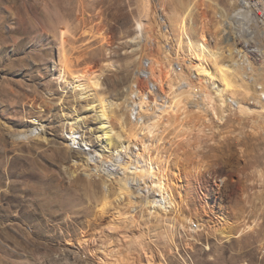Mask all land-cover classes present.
I'll list each match as a JSON object with an SVG mask.
<instances>
[{
  "label": "rangeland",
  "instance_id": "rangeland-1",
  "mask_svg": "<svg viewBox=\"0 0 264 264\" xmlns=\"http://www.w3.org/2000/svg\"><path fill=\"white\" fill-rule=\"evenodd\" d=\"M191 1V28L184 37L176 27V15L179 2L187 5ZM143 2L0 0V264H264V176L259 178L255 172L264 173V153L262 145L249 137L246 125L241 129L245 142L230 137V130L241 132L233 122L235 106L225 107L214 145L202 133L197 137L195 130L180 137L165 126V144L160 142L149 152L153 162L162 155L159 170L177 204L169 214L176 220L174 228L171 224L161 227L149 212H144L142 222V213H136L132 220L138 221L136 228L117 224L118 211L125 218L133 209L126 203L134 195L118 198L117 169L112 179L105 176L107 170H92L95 165L90 162L100 153L96 137L101 133L88 104L98 96L117 103L109 125L126 138L121 130L126 129L130 88L147 86L145 75L137 71L155 46L140 37L139 21L146 22ZM152 3L154 15L148 17L150 25L144 30L166 46L171 57L189 59L186 38L196 44L201 33L206 35L205 48L212 52L239 37L233 28L232 35L217 41V13L227 8L225 0ZM244 38L248 37H241L237 47L258 71L262 57L257 45L254 41L245 44ZM254 40L259 43L260 39L256 36ZM205 54L195 64L212 73L213 62ZM160 69L155 76L160 74L165 82L154 88L149 85V89L165 96L178 93L166 83L174 75H169L164 64ZM192 73L191 80L200 83L194 78L195 69ZM95 75L99 88L86 91ZM77 84L80 87L74 89ZM80 88L85 91L83 97L78 94ZM188 111L192 109L187 106ZM120 114H124L122 120ZM77 119L81 127L75 124ZM31 126L37 131L27 138L11 137ZM77 129L71 134L72 142L69 133ZM210 132L207 128L204 133ZM197 138L203 150L195 149ZM81 139L87 146L80 148L76 142ZM104 197L109 207L102 215L99 207ZM182 217L190 220L183 227ZM243 221L259 226L236 236Z\"/></svg>",
  "mask_w": 264,
  "mask_h": 264
},
{
  "label": "bare ground",
  "instance_id": "bare-ground-1",
  "mask_svg": "<svg viewBox=\"0 0 264 264\" xmlns=\"http://www.w3.org/2000/svg\"><path fill=\"white\" fill-rule=\"evenodd\" d=\"M6 1L12 2V0ZM161 1L165 3L175 2L177 0ZM225 1L227 3V8H220L223 11L217 13L219 15L220 21L218 20L219 23L215 27L214 31H216V34H220L218 35L217 41L221 42L223 36L227 34L232 35V31L237 28V31H235L236 35L238 33L239 36L236 38L237 41H233L232 44L226 45L224 47H217L219 50L212 52L205 48L206 35L204 36L203 33H201L199 36V42L196 44H193L188 38H186V47L189 53V59L186 60L184 57L183 59L181 58V60L178 56L171 57L170 54L166 52L167 50H165L166 46H160L157 41L152 40L151 36L147 35V31H145L144 28L145 25H150L148 23L150 22L148 17L151 16L153 18L154 12L152 9L155 8V3H152V0H145V3L143 2L146 4L143 11V17L147 23H143L142 20L141 22L139 21L138 29L140 30V37H142L144 41L149 44L153 43L155 48L153 53L145 54L141 60V66L137 71V73H143L145 75V82L147 86H143L144 89L138 88L136 90H133L131 87L128 94L130 101L127 102L126 108V131L123 128L121 130L122 133L124 132L123 134L127 133L126 138H122V136L119 137V134L113 132V127L109 125V121L114 119V111L115 108L118 107L117 103L109 101V99L106 97L98 96L95 100L93 97L94 101L92 100L93 102L88 104L90 111H93L94 114H96V119L100 124V127H98V132L101 133L96 137V140H98L97 143L100 146V153H97L94 156L96 160L95 162H90V164L95 165L92 170L95 171L96 169L97 171L98 168L100 171L107 170L105 176L112 179V176L114 175L113 170L117 169V183L119 185L118 198H122L124 196H128V198H130L131 194L134 195V199H130L126 203L128 209H133L129 211L128 216L125 218H122L120 211H118V215H116V220L118 221L117 224L125 227L130 225L131 227L136 228L138 226V221H132L136 217V213H142V219L140 221L142 222L144 212H149L150 215L155 214L154 216H156V218L159 220L161 227H168V224H171L170 226H172V228L175 226L176 220L174 221L173 218L170 219L169 214L171 211H176L175 207L177 204L173 203L171 195L165 186V177L159 170V168H161L159 164H162V155L160 157L158 156V158L156 157L157 161L154 159V162L152 158L148 156L149 152L152 151L151 149L154 151V149L158 146L157 144L160 142L162 143L161 145L165 144V137H163V133L166 131L165 126H167L168 129L172 128L174 134L177 136L186 134L187 131L191 132L192 130H195L197 137H199V134L202 133V137H204L207 142H213L216 131H219L218 122L223 121L224 119L225 107L231 109L232 106H235L233 122L238 126L240 131L243 129L244 125H246V127L249 129V137L257 145H262L264 153V51L262 50V48H264V19L258 18L248 9L241 7L238 0ZM192 3L193 2L191 1L189 4L185 5L179 2V11L178 15H176V27L178 30H180V33L184 37H187V30L191 28L189 23L193 17V7L191 6ZM157 30L159 32V29ZM259 35L262 37V39L259 37ZM256 36L257 39H260L259 43L255 42L256 40H254ZM241 37H248L244 38L245 44L252 43L253 41L256 43V50L262 57V62L260 63V68L258 70L259 72L254 69L253 64L251 63L247 54H245L241 48L237 47L238 40L241 39ZM134 40L138 41L139 36H135ZM205 53L208 54V56L211 58V61L213 62L212 73L206 69H203L204 67H198V65L195 64L201 55H206ZM143 62H147V69L143 68ZM162 64L168 68L167 70L170 72L169 75L171 74L172 77L174 75L173 79H168L167 77L169 76L166 77V83H168L167 86L169 90L173 88L180 90L178 93L172 92L174 93L173 96L172 93L171 96H165L162 95L161 92H157V89L156 92L149 89V85L154 88L156 85H161L163 83L164 79L162 76H160V74L155 76V71L160 72ZM192 69L196 70L197 76L194 78L198 77L200 83L198 82L196 84L191 80L192 76L194 75L192 73ZM201 73H204V75ZM61 74L62 70L59 68L58 76L61 77ZM97 76L95 75L91 78L94 79L93 82H91L92 80L90 79L91 83L86 86V91L88 89L96 91V89L99 88L97 87L99 85L97 80L99 77ZM68 82L69 84L71 83V81ZM202 84L204 85L203 88ZM79 87L80 84L73 86L74 89H78ZM75 92L77 91L75 90ZM78 92L80 97L86 95L85 91L83 92L82 89ZM158 99L163 102L160 103ZM187 106L192 109L191 112H186ZM123 115L124 114H120V118ZM163 120L166 121V123H164ZM194 120L196 121V124L192 125ZM75 124L77 127H81V123L78 119L76 120ZM197 126L198 128H196ZM207 128L208 131H211L209 133L211 134L210 136L209 134L204 133ZM35 131H37V128L35 126H31L29 129L21 133H17L11 137H15L16 139H21L23 137L27 138V136L32 135ZM79 131V129L76 131L71 130V133H69V136L72 138V142H75V137H72L71 134H75L74 132ZM229 133L230 137L237 136L236 138L238 142H245L243 141L244 138L241 136L243 134L242 131L234 134V130H230ZM223 136H220V138H224ZM197 139L199 144L195 149L200 150L202 148V141L200 143V138ZM153 141L157 142L156 145L151 144ZM207 142H205L206 145ZM76 143L80 145V148L87 146L82 139V146L81 143ZM215 143L216 142H213L212 144L214 145ZM133 149L137 151L134 152L136 156L132 158L131 153ZM164 149L165 148L161 150ZM159 152L161 151L158 150V154H160ZM91 158L92 157L90 156V159ZM262 167L264 170V157L262 161ZM199 169L201 170L200 167ZM154 170L157 171L155 172ZM255 172L259 178L264 176V173H262L260 169L256 170ZM142 190H145L146 193L139 194V192ZM108 202L109 201L106 197H104L102 202H100L101 205L99 207V212L102 215L104 214L107 207H109ZM154 216L152 217L153 219ZM147 219H149V217ZM179 222H182L180 225L183 227V224H188L190 220L182 217ZM243 222L241 227L239 225L240 228L238 227L239 229L236 232V236L248 234L257 226H259L258 222L255 221L250 223ZM109 225L110 224L107 226ZM224 237L229 238L231 236ZM85 242H87V239L81 243ZM101 250L102 252H105L104 248Z\"/></svg>",
  "mask_w": 264,
  "mask_h": 264
},
{
  "label": "built area",
  "instance_id": "built-area-1",
  "mask_svg": "<svg viewBox=\"0 0 264 264\" xmlns=\"http://www.w3.org/2000/svg\"><path fill=\"white\" fill-rule=\"evenodd\" d=\"M241 7L248 9L258 18L264 19V0H238Z\"/></svg>",
  "mask_w": 264,
  "mask_h": 264
}]
</instances>
